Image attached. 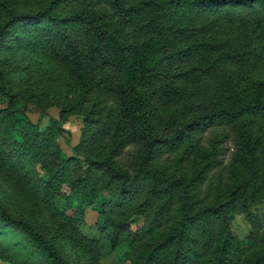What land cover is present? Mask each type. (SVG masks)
Wrapping results in <instances>:
<instances>
[{"label": "trees", "instance_id": "trees-1", "mask_svg": "<svg viewBox=\"0 0 264 264\" xmlns=\"http://www.w3.org/2000/svg\"><path fill=\"white\" fill-rule=\"evenodd\" d=\"M73 1L82 10L58 19L55 3L24 14L0 0V180L44 206L72 244L87 209L96 211L121 264H264V211L252 210L264 200V80L250 77L264 64V0H63ZM27 50L49 52L71 79L64 96L53 93L63 120L85 116L73 148L83 158L63 156L57 121L43 131L19 116V106L51 96L16 80L15 55ZM112 76L117 107L92 99ZM214 128L234 143L231 187L207 184L224 149L217 142L205 155L199 136ZM129 146L138 155L124 161ZM165 153L200 158L203 170L170 176ZM236 215L250 224L245 236ZM7 230L24 236L38 264H70L55 235L0 202V235Z\"/></svg>", "mask_w": 264, "mask_h": 264}, {"label": "rangeland", "instance_id": "rangeland-1", "mask_svg": "<svg viewBox=\"0 0 264 264\" xmlns=\"http://www.w3.org/2000/svg\"><path fill=\"white\" fill-rule=\"evenodd\" d=\"M15 6L19 13H40L45 8L55 3L54 15L58 19H67L82 10V6L77 2H63V0H7ZM59 2V4H58ZM77 31V30H76ZM17 62L16 80L25 85H36L42 91L48 92L51 96L48 100L43 101L39 106L27 105L19 106L20 117L24 120H29L34 124H38L41 130L47 129L57 121L64 129L58 135V146L65 158L79 157L73 148L76 147L82 137L85 116L74 114L68 119L63 120L61 117L62 108L60 107L61 95H65L66 91L71 90L72 81L68 79L57 66L52 54L43 50H27L15 55ZM234 72L233 74H235ZM250 73V72H249ZM229 80L232 84L244 86L245 77L241 74L234 77L229 74ZM234 77V78H233ZM256 80H264V64L259 63L254 69L253 74ZM109 86L100 89L92 99L94 100H109L112 105L117 107V97L113 93L116 85L115 77H109ZM113 84V86H112ZM52 87L57 89H52ZM107 89H111L110 92ZM57 91L59 97L53 93ZM61 91V93H60ZM4 105L0 103L2 109ZM97 127V126H96ZM93 127V128H96ZM228 131L223 128H214L199 136L201 147L205 155H209L217 149H214L215 144H218L224 149L223 155L219 156L221 164L214 169L208 176L207 184H211L213 189L216 186L231 187L232 183L239 178L240 171L233 165L234 143L231 138H227ZM139 147V146H138ZM142 149V147H139ZM109 152V150H105ZM138 148L129 146L126 148L124 161L130 157H137ZM209 158V157H207ZM120 160V159H119ZM122 160V161H123ZM121 161V160H120ZM160 162L167 168V173L175 178L186 177L188 179L196 176L203 170V162L200 158L194 157L181 159L177 153H165ZM123 165V163H120ZM124 166V165H123ZM0 202L7 208L8 213L12 217H26L31 224L40 229L46 237L50 238L53 235L57 237L59 246L70 264H121L118 256L112 247L115 243V233L113 228L101 230L97 225L98 214L93 209H87L84 224L79 228L82 238L94 240L99 243L98 250H90L85 243V240L78 238L74 244L64 239V236L58 230V226L50 215L44 211V206L34 205L22 194L15 191L9 184L0 180ZM59 209L69 208L70 203L59 199L57 201ZM254 211H264V200L252 208ZM234 227L237 233L245 236L250 231V224L245 216L236 215L234 218ZM6 234L0 235V246L3 250L0 251V264H38L37 254L34 249L27 245V240L19 234L17 230H7Z\"/></svg>", "mask_w": 264, "mask_h": 264}]
</instances>
